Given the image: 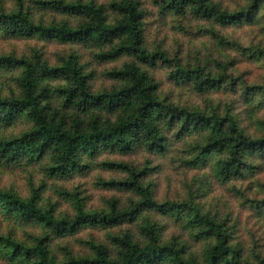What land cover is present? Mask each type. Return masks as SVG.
<instances>
[{"label":"clouds","instance_id":"clouds-1","mask_svg":"<svg viewBox=\"0 0 264 264\" xmlns=\"http://www.w3.org/2000/svg\"><path fill=\"white\" fill-rule=\"evenodd\" d=\"M21 2L24 15L33 29L26 34L5 33L0 29V58H8L13 62L10 70H0V100L24 99L23 90L18 85L30 69L38 71L45 65L49 69L64 68L75 62L83 69V91L89 100L94 101L80 105L79 108V112L85 113L80 119L86 133L93 124L101 129L117 128L121 121L127 120L132 114L131 111H113L118 107L116 100L108 107L103 106L113 90L118 91L123 86L122 82H115L105 75L111 71L139 70L144 76L145 87L155 93L157 103L151 107L163 106L181 111L173 120L171 132L168 131L166 121L157 120L156 114H150L149 124L152 128L159 129L158 136L163 139L152 143L148 137L141 135L139 144L135 147L132 144L128 146L129 155H105L93 160L85 158L82 163L86 167H81L74 174L75 178L70 184L60 180L49 183L44 164H24V181L17 180L20 169L0 167V191H13L17 198L27 202L32 200V189L41 193L50 190V197L43 196L33 202L37 209L43 212L51 210L52 217L57 222L81 217L74 225L62 223L59 239L51 231L30 233L32 239L18 234L14 239L34 248L36 241L47 235L49 258L56 256L57 264H61L64 256L58 252L60 247L79 250L90 244L100 246L101 243H107V236L120 233L121 229L100 227L101 223L106 222L101 221V216L115 214L116 222L125 225L123 231H130L132 244H148L149 241L140 236L138 231L140 228L155 227L160 246L187 245L182 256L186 264L192 260L195 264H205L206 244L190 239L200 230L189 225L192 219L190 215L182 214L177 217V208L183 213L185 206L192 205L201 217H208L211 211L212 216L208 218L214 219L216 223H223L230 214L238 211L244 200L256 197L257 194L260 200H264V190L259 186L264 184V166L249 168L250 164L264 165V144L245 143L264 139V0H255V3L253 0H208L207 6L217 9L212 20L192 19L190 25L185 22L184 26L195 34L194 40L191 36L180 38L171 33L173 22L178 31L181 27L174 14L169 17V30L159 38L156 27H147L155 17L144 18L141 24L147 30V41H142V50L149 56L159 50L168 57L167 60L156 57L151 62L154 64L152 68L143 67L140 60L128 55L129 49L122 47L119 33L111 34L116 38L109 47H120L121 51L106 64H100L93 58V54L99 55L100 49L87 47L82 43L91 32L86 33L81 27L90 21L88 16L69 15L75 11L71 5L80 4L95 10L103 8V23L93 24L92 27V31H103L124 20L119 11L111 7L113 0H0V16L8 19L15 17L21 11ZM132 2L135 4L136 0ZM116 3L123 4L124 0H116ZM54 4H61L63 12L53 11ZM190 8L191 6L189 11ZM138 11L158 12V8L149 4ZM216 15L223 17L222 26L215 22ZM60 31L66 34L64 40L59 38ZM72 33L75 35L72 36ZM123 40L126 41L127 36ZM89 61H92L91 64ZM197 64L200 68L198 79L203 78L200 87H197V80H193L191 71L187 76L178 71L181 65L189 68ZM173 72L176 75L160 87L161 78ZM221 77L223 78L220 79ZM43 86H47L53 96V107L63 103L59 94L55 93L57 85L45 81L44 84H38L37 89ZM58 86L70 87L66 80ZM71 87H75V84ZM77 97L78 93H73V99ZM125 100L126 98H119V104H123ZM68 107L70 115L76 113L72 101H69ZM186 113L191 114L190 118L184 125V132L177 137L176 121ZM194 119L196 128L210 125L213 121L222 122L223 135L231 137L235 131L241 150L234 155L227 139L221 144L206 147L211 136L208 131L202 136L190 134L186 138L185 133L193 127ZM36 127V122L30 119L27 112H13L11 118L0 112V143L23 141ZM248 153L253 154V159H248ZM233 162H239L241 171L248 169L250 173L256 174L252 179L240 181L231 180L229 174L225 182L219 172L225 165ZM133 173L138 176V191L134 190L137 185L120 183ZM236 175H240V172H236ZM112 181L116 183H111ZM26 183L31 185L28 190H25ZM249 184L253 185L251 192L246 191ZM144 193L148 194L149 202L137 207L145 200ZM77 199L81 202L79 206ZM2 218L0 214V219ZM232 223H235L234 216ZM248 227L250 226L240 230L230 242L231 247L239 246L243 250L244 259L250 257L253 243ZM0 235L6 233L0 231ZM262 236L264 230L257 236L259 244L264 246V239H260ZM216 243L215 238L207 242L213 246ZM261 251L264 252V247Z\"/></svg>","mask_w":264,"mask_h":264},{"label":"trees","instance_id":"trees-1","mask_svg":"<svg viewBox=\"0 0 264 264\" xmlns=\"http://www.w3.org/2000/svg\"><path fill=\"white\" fill-rule=\"evenodd\" d=\"M153 3L164 15L174 14L180 20L181 29L185 36L188 37H195V34L190 33V29L184 26L185 22L190 25L192 19L212 20L213 14L217 12L215 7L210 8L207 6L208 0H153ZM253 3H255V0H253ZM189 6H191L190 11ZM71 7L75 11L69 13V15L88 16L90 22L83 24L81 30L86 33L91 32V35L82 43L87 47L94 46L101 50L99 55L93 54V58L98 60L99 63H108L109 60L115 59L121 51L120 47H109L116 38L111 34L115 33H119L122 47L129 49L128 55L140 60L143 67H154L151 62L156 57L164 60L168 59L167 54L159 50L151 56L146 55V52L142 50V41L146 42L147 35L144 26L141 24V21L146 18V13L138 11L139 8L143 7L141 0H136L135 4H133L132 0H124V3L119 5L116 0H113L111 7L114 10H118L124 20L118 21L115 27L103 31H92L93 24L103 23L101 15L103 8L95 10L80 4H73ZM82 7L83 11H81ZM52 10L63 12V7L61 4H54ZM222 20V16H215V22L220 23L221 26ZM0 29L5 33L12 34H26L32 31L33 25L27 21L24 15L22 2L21 11L15 17L8 19L0 16ZM54 30L41 29V31ZM71 35L74 36L75 33ZM125 36H127L126 41L123 40ZM59 38L64 40L66 38L65 32L60 31ZM177 54H179V50ZM12 66L13 62L8 58H0V70H10ZM34 71L36 70L30 69L25 73L24 79L19 82L18 86L23 90L24 99L19 101L15 99L0 100V112L6 113L9 118H11L13 112H27L30 119L34 120L37 125L36 130L30 136L25 137L23 141L13 140L0 143V162L2 163L18 164L25 161V163L31 165L48 159L46 172L50 176L71 178L80 171L81 167H86L82 163L85 158L92 160L104 152L115 153L120 156L129 155L128 146L132 144L135 147L139 144L141 135L148 137L152 143H158L163 137L158 136L159 129L152 128L149 124L150 114H156L157 120L166 121L168 131L171 132L173 120L181 111L171 110L163 106L151 107V105L157 103L154 99L155 93L152 89L145 87L144 76L139 70L111 71L105 75L115 82H122L123 86L118 91L114 89L112 94L105 99L103 106L108 107L113 100H116L118 107L113 109V111H131L132 114L127 120L121 121L117 128L101 129L96 124H93L89 132L86 133L83 131V121L80 119V116L85 113L79 112V108L80 105L93 103L94 101L89 100L88 95L83 91L85 87L83 69L74 62L71 65H65L64 68L49 69L45 65L40 67L36 74L33 75ZM178 71L184 76H187L191 71L193 80H197V87L203 84V78L198 79L200 72L198 64L189 68L181 65ZM51 73H56L57 75H52ZM174 75H176L175 72L169 73L167 77L171 80ZM65 80L70 87L58 86ZM45 81L52 85H57L55 93H58L63 100L62 104H57L56 107H53V96L50 95L47 86L37 89V85L44 84ZM73 84H75V87H71ZM254 86L260 87L259 85ZM37 91L39 94H37ZM73 93H78V97L75 100L73 99ZM122 97L126 98V100L123 104H119V98ZM69 101H72V107L77 110L75 114H69ZM190 115L186 113L176 121L175 135L177 137L181 132H184V125L188 123ZM221 123L220 121H213L210 125L205 124L196 128L194 119L193 127L189 129V132L185 133V137L187 138L190 134L197 132L201 135H204L206 131L211 132L209 144L206 147H212L213 144H221L223 140L227 139L235 155L241 150V144L236 140V132L233 131L231 137H225ZM233 128H235V125H233ZM245 143L264 144V139L245 141ZM201 155H203V149H201ZM210 156L211 153L209 154ZM209 157H205V159ZM248 159H253L252 153H248ZM261 166L264 165L250 164L249 168L258 169ZM65 169L71 170L63 171ZM236 172H240V175H236ZM229 174H231V180L240 181L245 178L252 179L256 173H250L248 169L241 171L239 162H233L230 165H225L219 172L225 182H227ZM137 181L138 176L133 173L127 180L120 181V183L137 185L134 190L138 191L139 185ZM111 183H116V181ZM259 186L264 190V184ZM252 188L253 185L249 184L246 191L251 192ZM143 195L145 200L137 207L149 202L147 199L148 194L144 193ZM31 196L32 200L25 202L17 198L13 191H0V212L27 225L34 224L42 227V231H51L56 234L58 239L60 238L59 231L62 223L74 225L81 219L78 216L70 221L57 222L53 219L51 210L43 212L34 206L33 202L37 198H41V192L32 189ZM258 196L259 194L256 197H250L239 205V209L241 208L240 212L250 215L251 219H258V221L248 227L253 241L251 255L248 259H244L243 250L239 246L236 248L230 246L231 240L245 227L239 223L238 216L241 217V213L239 214L237 211L236 213L238 214H230L224 219L223 223H216L214 219L208 218L212 216L211 211L208 213V217H201L192 205L185 206L183 213L177 208L175 212L177 217L182 214L190 215L192 219L189 225L194 229L200 230L191 236L190 239L206 244L204 250L205 264H264V252L261 251L264 246L260 245L257 240L259 233L264 230V223H262L264 222V200H260ZM80 203L79 199H77L78 206ZM168 207L174 206L168 205ZM113 213H115L114 207ZM129 215H131V212H129ZM233 216L235 223H232ZM83 218L88 219V217ZM218 218L219 213L217 212L216 219ZM100 219L101 221H106L100 224L101 228L121 229L122 231L107 236V243H101L100 246L90 244L84 247L82 252L76 249L68 250L66 246L61 247L60 254L64 256V261L61 264H186L182 256L185 254L187 245L160 246L155 235V227L140 228L138 231L140 236L149 241L148 244H132L130 242V231H123L125 225L116 222L115 214L108 217L101 216ZM0 231L3 230L0 229ZM65 235H68V233H65ZM27 238L32 239V236L29 235ZM213 238L216 239L217 243L214 246L207 244ZM260 239H264V236L260 237ZM0 254L19 264H57L56 256L49 258V237L47 235L38 239L34 248L18 243L14 239L13 234L0 235ZM188 264H195V261H189Z\"/></svg>","mask_w":264,"mask_h":264},{"label":"rangeland","instance_id":"rangeland-1","mask_svg":"<svg viewBox=\"0 0 264 264\" xmlns=\"http://www.w3.org/2000/svg\"><path fill=\"white\" fill-rule=\"evenodd\" d=\"M141 2L143 3V7H147L149 4H151L153 7L158 8V7H156L154 5L153 0H141ZM145 13H146V17H150V16L151 17H155V19H153L151 24H149L147 27L149 29L152 28V27H156L157 28V38H159V36L161 34H163L165 31L169 30L168 29L169 17L172 16V15H164L163 13H161L159 11V8H158V12H145ZM170 31H171V33L177 34L180 38L188 37V36H185V33L183 32L181 27L179 28V31L177 30L175 22L172 23V27H171ZM146 35H147V30H146ZM191 39L194 40L195 37L191 36ZM165 40H167V37H165ZM146 41H147V36H146ZM91 62L92 61H89V64H91ZM166 80H169L167 76H164V77L161 78V84H160L161 87L163 86V84H164V82ZM195 135L202 136L199 132L195 133ZM105 155H117V154L104 152V153L100 154L98 157H96L95 159H99L100 157L105 156ZM48 162H49V160L46 159V160H44V161H42L40 163H37V164H44L45 167H46ZM24 164H27V163H25V161H22V162H20L18 164H7V163L0 162V167H7L10 170L13 169V168L20 169L21 171L17 175V180L24 181L25 177L23 175V168H22V166ZM27 165H29V164H27ZM47 176H48V182L49 183H54L55 181L60 180V181H64V182L70 184L71 180L73 178H75V176H73L71 178H61V177H58V176H50L48 173H47ZM30 187H31L30 184H27V183L25 184V190H28ZM50 195H51L50 190H46L44 193H41V197H43V196H49L50 197ZM240 211H241V208L238 210V213L242 214L241 217H239L238 215L237 216H238V219H239V223L242 224V226L243 225L245 227L246 226H251V225H253V223L258 221L257 218H252L251 219L250 215H248L246 213L243 214V212H240ZM238 213H236V214H238ZM0 214H2V217H3L2 219H0V229H2L4 232H6L8 234H13L14 236L19 234V235H24V236L28 237L30 235V233H35L36 231H42V229H43L42 227H39V226L34 225V224L27 225V224L23 223L22 221L14 220V219H12L11 217L7 216L4 213L0 212ZM81 248L79 250H77V251H81L82 252L84 250L83 249L84 247H81ZM58 252L59 253L61 252V247L58 249ZM0 264H19V263L13 262V261L9 260L7 257H5L4 255L0 254Z\"/></svg>","mask_w":264,"mask_h":264}]
</instances>
